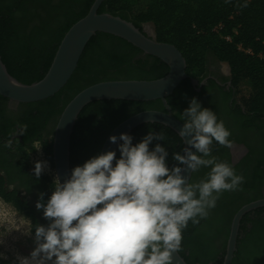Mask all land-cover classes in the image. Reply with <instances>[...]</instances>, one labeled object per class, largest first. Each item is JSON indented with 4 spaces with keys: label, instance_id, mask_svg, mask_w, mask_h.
<instances>
[{
    "label": "trees",
    "instance_id": "obj_1",
    "mask_svg": "<svg viewBox=\"0 0 264 264\" xmlns=\"http://www.w3.org/2000/svg\"><path fill=\"white\" fill-rule=\"evenodd\" d=\"M94 1L0 0V56L8 72L27 85L40 81L48 72L65 34L88 14ZM102 13L131 21L141 30L145 24H153L156 40L172 44L182 53L187 62L188 78L167 97L174 116L182 123L186 98L197 91L192 81H200L206 74L210 58L229 64L238 97L242 85L251 88L247 96L239 99L245 110L243 116L259 120L264 117V0H107L99 9V14ZM219 25L222 29L217 33L214 30ZM143 54L142 50L119 37L98 33L88 43L75 73L63 89L46 100L25 105L37 115L39 122L54 121L55 130L67 104L89 86L106 81L157 80L168 73L167 64ZM147 110L164 111L162 101L111 100L86 106L72 136L71 172L98 156L106 138L120 123ZM243 127L256 129L253 122L243 121ZM150 130L165 134L164 141L154 140L150 150L160 144L168 152L169 168L180 166L173 154H183L185 145L169 127L143 124L130 134L133 145L141 142ZM53 134L54 131L51 138L41 141L38 132L31 139V143L40 141L50 161ZM35 151L33 144L24 151L27 163ZM212 155L219 161L228 160V154L222 153V148L215 142ZM116 158H120L119 151ZM261 165L263 162L257 169ZM234 169L237 175L245 178L237 191L251 190L253 183L261 180L257 173L249 177L236 167ZM209 171L210 168L202 167L193 172L190 183L204 179ZM34 177L47 202L54 191L55 180L43 173L39 178L35 174ZM2 187L1 183V198L14 204L17 210L26 212V216L35 221V228L39 226L32 207L19 197V192H9ZM237 197L236 191L224 192L206 219H200L195 225L189 221L179 251L188 264H223L235 214L243 205L262 199L260 194L245 201L246 197ZM0 264H5L1 258ZM232 264H264V207L242 218Z\"/></svg>",
    "mask_w": 264,
    "mask_h": 264
},
{
    "label": "clouds",
    "instance_id": "obj_2",
    "mask_svg": "<svg viewBox=\"0 0 264 264\" xmlns=\"http://www.w3.org/2000/svg\"><path fill=\"white\" fill-rule=\"evenodd\" d=\"M181 116L179 135L190 139L183 154H173L180 166L169 168L160 144L150 150L154 140L165 139L163 132L150 130L135 145L128 134L109 137L113 144L122 141L119 159L108 151L75 167L64 183L57 178L47 204L43 193L36 204L50 223L35 228L36 247L30 257H18L19 264H173L189 221L199 224L224 192L240 190L245 182L212 155L214 142L232 147L231 132L215 112L193 98ZM20 127L23 134L27 125ZM11 146L7 141L5 147ZM185 166L210 171L190 183L182 176ZM46 167L35 164L37 178Z\"/></svg>",
    "mask_w": 264,
    "mask_h": 264
},
{
    "label": "water",
    "instance_id": "obj_3",
    "mask_svg": "<svg viewBox=\"0 0 264 264\" xmlns=\"http://www.w3.org/2000/svg\"><path fill=\"white\" fill-rule=\"evenodd\" d=\"M107 0H95L88 14L76 22L63 37L46 75L38 82L27 85L14 78L7 70L0 56V95L17 103H35L46 100L63 89L75 73L80 59L93 37L105 33L119 37L143 51L144 55L156 57L168 65V73L157 80L106 81L89 86L79 92L64 108L53 134L52 160L56 179L64 183L71 175V142L80 114L86 106L96 101H156L161 100L164 111L147 110L135 114L120 123L106 138L100 154L108 151L118 153V145L109 137L130 135L137 127L147 123H157L171 128L178 135L183 123L173 113L167 102L180 84L188 78L187 62L178 48L156 40L155 29L150 35L137 28L131 21L110 13L99 14V9ZM192 83L197 84V80ZM180 136V135H179ZM182 138V137H181ZM188 137L182 138L185 147ZM195 154V149H191ZM186 169V166H185ZM193 172L182 173L191 181ZM264 199L243 206L234 216L223 264H232L237 250V240L242 218L249 212L263 208ZM173 264H188L179 252L173 253Z\"/></svg>",
    "mask_w": 264,
    "mask_h": 264
},
{
    "label": "flooded vegetation",
    "instance_id": "obj_4",
    "mask_svg": "<svg viewBox=\"0 0 264 264\" xmlns=\"http://www.w3.org/2000/svg\"><path fill=\"white\" fill-rule=\"evenodd\" d=\"M153 27V24L148 23L143 26V30L150 35ZM193 86L197 88V91L186 98L182 113L189 107L193 98L197 99L202 109L207 108L215 112L218 121L222 120L231 132L229 137L232 141L231 148L218 144L222 148V153L228 154L226 162L240 170L244 176L252 177L254 173H257L261 178L253 183L251 190L236 191L237 198L244 196L246 198L243 201H245L260 194L264 199V117L259 120L253 116H243L245 110L239 100L237 89L233 85L231 68L226 62L210 58L206 74ZM243 121L253 122L256 129H245ZM22 125H27V130L20 134ZM53 131L54 121L39 122L37 115L31 113L24 103H17L0 95V189L2 183L3 189L19 192V197L32 207L38 225L45 227L50 221L44 218L42 209L36 208L41 192L34 177V170L24 157V151L32 144L41 146L40 141L31 143V139L38 132L41 133V141H43L51 138ZM9 140L12 141V146L5 147ZM261 162L263 165L257 169ZM42 203L47 204L44 200ZM13 207L16 209L14 204ZM17 211L26 216V212ZM30 221L31 233L34 236L36 224L32 218ZM5 264H7L6 261Z\"/></svg>",
    "mask_w": 264,
    "mask_h": 264
},
{
    "label": "rangeland",
    "instance_id": "obj_5",
    "mask_svg": "<svg viewBox=\"0 0 264 264\" xmlns=\"http://www.w3.org/2000/svg\"><path fill=\"white\" fill-rule=\"evenodd\" d=\"M154 26V25H153ZM251 92V88L242 85L239 99L247 96ZM53 140V139H52ZM39 147V145H37ZM36 148V146H35ZM37 149V148H36ZM49 161L43 174H49L52 179L56 180L53 174V160ZM42 162L41 157L37 155V150L30 155L29 163L34 170L35 164ZM31 221L27 216L19 213L13 205L7 203L0 197V257L7 264H19L18 257H30L31 252L35 249V237L31 233Z\"/></svg>",
    "mask_w": 264,
    "mask_h": 264
},
{
    "label": "built area",
    "instance_id": "obj_6",
    "mask_svg": "<svg viewBox=\"0 0 264 264\" xmlns=\"http://www.w3.org/2000/svg\"><path fill=\"white\" fill-rule=\"evenodd\" d=\"M221 29H222V25H219L218 27L215 28L214 31L217 32V33H219L221 31ZM226 40L230 41V37H227ZM36 148L35 149L37 150V155H39V157H41V161L42 162H46L48 164L49 161L45 159L46 154L44 153L42 147L41 146H39V147L36 146ZM52 168H53V174H54V176L56 178V174H55V171H54V167H52ZM44 174H46V173H44ZM47 175H49V174H47Z\"/></svg>",
    "mask_w": 264,
    "mask_h": 264
}]
</instances>
